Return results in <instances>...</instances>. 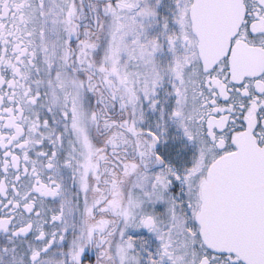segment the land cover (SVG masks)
Listing matches in <instances>:
<instances>
[{
	"label": "flooded vegetation",
	"instance_id": "af4514ba",
	"mask_svg": "<svg viewBox=\"0 0 264 264\" xmlns=\"http://www.w3.org/2000/svg\"><path fill=\"white\" fill-rule=\"evenodd\" d=\"M143 1L66 0L62 17L50 0H0V264H131L136 235L162 264H246L201 244L198 216L214 162L243 137L264 146V0H204L205 41L233 26L204 69L193 0H177L174 84L130 41L150 6L163 23L179 8ZM88 88L85 126L74 94ZM171 136L185 162L167 167Z\"/></svg>",
	"mask_w": 264,
	"mask_h": 264
},
{
	"label": "water",
	"instance_id": "95a60500",
	"mask_svg": "<svg viewBox=\"0 0 264 264\" xmlns=\"http://www.w3.org/2000/svg\"><path fill=\"white\" fill-rule=\"evenodd\" d=\"M203 3L204 0H194L191 6L192 30L196 35L202 28L198 20ZM227 28L220 40L211 43L228 42V31L233 26ZM223 30L208 29V35H222ZM219 58L202 56V62L213 65ZM236 163L250 165L245 177L234 168ZM256 187L258 193L253 190ZM203 192L198 221L203 244L215 251H235L242 260H260L264 264V148L245 146L240 154L217 161Z\"/></svg>",
	"mask_w": 264,
	"mask_h": 264
},
{
	"label": "rangeland",
	"instance_id": "374dc122",
	"mask_svg": "<svg viewBox=\"0 0 264 264\" xmlns=\"http://www.w3.org/2000/svg\"><path fill=\"white\" fill-rule=\"evenodd\" d=\"M143 3L145 5L147 4L157 5V4H162V1L161 0H144ZM154 9L158 13H160L161 11L159 10V7L153 8L152 6H150L147 9V13H144V16L147 19L148 23L141 22V24L143 23L147 25L145 26L140 25L139 35L137 36V38H135L134 42L130 41V44H132L133 47H136L137 51L143 52L144 56L147 53H150V54L155 53V56L152 55L150 57V59L156 58L155 60H151V63L154 66L160 67V69L162 70V74L166 78L167 82L169 81L170 83L174 84V81H172L174 78L173 70H174V66L177 65V62L176 60L170 59V57H168V54L170 50L173 53H175V50H176L174 49V46H176V41H175L176 39H174L175 35L171 33L169 28L164 29L165 25L163 23V19L160 16L158 17V15H156L157 12L154 11ZM162 15L164 16V14ZM178 16H179V22L174 23L172 18L168 14V17L174 26L177 24V27L183 28L184 16H183V10H182L181 3H180V12L178 13ZM166 34L167 36L163 39L162 36ZM131 50H132V47L128 48V52ZM145 58L147 57L145 56ZM175 59H179V58L175 57ZM95 99H96L95 92L89 88L85 89L82 92L78 90L75 91L74 101L79 111L78 116L80 120H83V125L85 126H86L85 117L86 115H89L86 109L87 107L88 109L90 108L89 105L91 106L92 102H94L93 100ZM163 111H166V109H164ZM143 113L144 111H142V115ZM156 113H159L158 108L156 109ZM174 137L175 136L168 137L166 138L167 141L162 143V145L165 146L167 150L165 148H161L159 150V156L163 160H165V162L167 163V167L170 163L178 164L181 158L182 152L180 150H178L176 153L170 150V148L173 147L175 143H170L169 141H171ZM167 169L168 168H166L165 170ZM132 242L134 243V246H135L134 247L135 252L131 254V257H130L131 264H162L164 263L163 261H160L158 259V254L155 253V249L152 247H149V242L146 237L141 236V235L133 236Z\"/></svg>",
	"mask_w": 264,
	"mask_h": 264
},
{
	"label": "crops",
	"instance_id": "0c3cea01",
	"mask_svg": "<svg viewBox=\"0 0 264 264\" xmlns=\"http://www.w3.org/2000/svg\"><path fill=\"white\" fill-rule=\"evenodd\" d=\"M54 1V3L55 2H58L59 4H58V7H62L65 3H63L65 0H53Z\"/></svg>",
	"mask_w": 264,
	"mask_h": 264
},
{
	"label": "bare ground",
	"instance_id": "6f19581e",
	"mask_svg": "<svg viewBox=\"0 0 264 264\" xmlns=\"http://www.w3.org/2000/svg\"><path fill=\"white\" fill-rule=\"evenodd\" d=\"M253 190H255V192H257V193H258V189H257V187H256L255 189H253Z\"/></svg>",
	"mask_w": 264,
	"mask_h": 264
}]
</instances>
